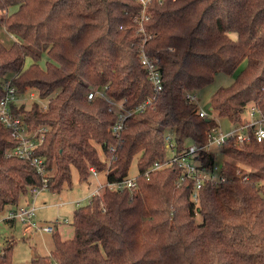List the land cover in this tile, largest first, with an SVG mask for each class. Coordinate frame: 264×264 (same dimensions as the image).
Instances as JSON below:
<instances>
[{
	"label": "trees",
	"instance_id": "16d2710c",
	"mask_svg": "<svg viewBox=\"0 0 264 264\" xmlns=\"http://www.w3.org/2000/svg\"><path fill=\"white\" fill-rule=\"evenodd\" d=\"M142 11L137 0H0V35L4 26L17 37L9 47L0 38V100L6 81L50 97L45 109L13 105L30 131L46 129L35 152L45 159L46 182L31 160L8 156L19 139L0 121V212L34 190L60 193L72 184V167L81 182L91 167L105 170L99 145L116 156L110 182L128 177L138 158L137 190L107 187L92 196L73 212V237L56 235L54 250L34 255L32 264H264V141L228 139L221 149L231 160L227 179L204 182L198 205L193 182L179 183L178 165L146 176L166 161L168 133L177 151L208 142L215 119L201 116L185 93L217 73L235 74L212 94L218 117L240 123L250 105L264 116V0H149L144 18ZM142 52L157 63L161 90L142 66ZM95 87L105 96L89 99ZM107 98L129 108L151 102L117 136ZM215 160L205 153L202 164ZM12 263L8 243L0 264Z\"/></svg>",
	"mask_w": 264,
	"mask_h": 264
},
{
	"label": "built area",
	"instance_id": "2783aa9c",
	"mask_svg": "<svg viewBox=\"0 0 264 264\" xmlns=\"http://www.w3.org/2000/svg\"><path fill=\"white\" fill-rule=\"evenodd\" d=\"M143 4L142 18H144V12L149 0H137ZM142 29V28H141ZM141 63L142 66L147 70L151 82L154 84L157 90L162 89L161 84V75L158 69L157 63L149 58L144 52L141 53ZM5 95L0 100V121L9 129H11L13 135L19 139V143L12 149L8 150V156H17L19 158L31 160V162L36 166L38 172L44 176V182L47 181L46 176L48 172L45 167L44 157H38L35 152L38 147V144L44 139L43 132L46 131L45 128L42 129L40 135V141L37 142L32 137H27L25 134L30 131L28 124L24 117L15 114L13 111V105L16 104V99L18 96V91L9 81L5 82L4 85ZM104 94V93H103ZM95 94L94 91H91L88 95L89 99H93ZM102 95V94H101ZM33 96V94H32ZM105 96V95H102ZM185 96L191 100L196 101L197 96L195 92H186ZM151 102L148 99L145 103L137 106L136 108H129L125 105L123 101H118L113 98H107V103L109 110L113 113H116L118 120L116 124L112 127V132L119 136L121 130L123 129L124 123L128 117L137 116L140 114L145 105ZM201 116H209L208 112L199 109ZM234 127L231 130L224 132L215 133V131L210 136L206 144H196L192 143L186 146L181 151H177L176 144L174 142V137L172 134L168 133L165 137L167 142V149L169 150L168 157L166 161L162 163H155L147 172L146 176L150 172L163 169L172 165H178L182 168V175L179 179V183L186 180H190L194 184V191L192 194L193 201L198 203V193L204 182H210L212 184H218L226 181V173L228 168V157L222 155L221 149L225 142L233 138L236 141H250L251 138H255L257 141H264V116L261 111L254 105L248 106L245 116L240 123H233ZM36 135L38 132L35 133ZM32 135V134H31ZM39 135V134H38ZM216 149V151L214 150ZM112 151H115V148H111ZM205 153H215L216 160L214 163L204 166L202 164V159ZM220 156H222L220 158ZM116 159V156L113 155L106 162L107 168L103 171H99L95 167L90 168V174L94 177H98L100 173L105 174L103 182H100L98 189L92 193L91 197L94 195L101 194V190L109 188L110 190L122 191L126 188L130 189L132 192L137 190V175L134 177H126L124 180L110 182L107 180L108 169L110 164ZM39 191V190H34ZM35 208L26 209L25 207H17L16 210L10 212L7 217V220H13L16 216H21L26 218L25 222L31 221L34 216ZM62 222H68V220H59L56 219L54 222L45 223L42 226H38L36 223L33 225L48 234H55L57 232L58 224Z\"/></svg>",
	"mask_w": 264,
	"mask_h": 264
},
{
	"label": "rangeland",
	"instance_id": "374dc122",
	"mask_svg": "<svg viewBox=\"0 0 264 264\" xmlns=\"http://www.w3.org/2000/svg\"><path fill=\"white\" fill-rule=\"evenodd\" d=\"M16 8L13 7L9 10V12L15 11ZM2 43L9 47L17 40V37L12 35L10 32L5 29L4 26L1 27V35H0ZM48 59L47 55H44L42 60L40 61V65L45 67V62ZM31 63L33 60L29 58L27 60ZM245 66V62L241 64L238 70H241ZM234 75H228L223 72H219L215 75L214 81L202 89L196 91V103L199 109L208 112L210 117H213L216 122L215 133L219 134V132L226 133L234 127V124L228 120L227 118H220L217 116L216 112L212 109L211 106V97L212 94L220 87L230 85L235 79ZM18 91V96L16 99L15 106L17 108H24L25 110H29L32 108L34 103H38L42 109H45L48 106L49 98H41L38 89L29 88L26 91ZM95 94L104 95V89L102 87H95ZM33 94V96H32ZM45 128V127H44ZM43 129V128H42ZM37 135L36 131H28L25 135L27 137H32L37 142L40 141L41 131ZM32 134V135H31ZM171 134V133H170ZM40 144H38L39 146ZM100 157L103 160H108L109 157L105 156L99 145H96ZM216 151V149H214ZM223 155V154H222ZM222 156H220L221 158ZM227 161H231L228 157ZM138 158L135 157L133 163L129 170V177H134L138 174ZM240 165V164H239ZM249 169V168H247ZM105 178L104 173H100L98 177H94L90 174V177L87 181H80L77 169L72 167V184H65L63 190L60 193L53 194L51 191L47 189H40L35 192L31 197L26 196L28 198L29 203L25 202V205H21V207H25L26 209L35 208L34 218L32 219L38 224L41 222L42 225L48 222H54L58 218L59 220H68V222H62L58 224V231L62 238H72L73 236V212L74 209L79 205L87 204L90 201L91 195L90 193L96 189L100 182H103ZM103 189L101 190L102 193ZM44 202H46L44 204ZM63 202L61 205L57 204ZM77 202H80L78 205ZM199 203V202H198ZM197 203V205H198ZM20 207V206H19ZM37 207V208H36ZM12 207L7 206L2 212H0V252L8 245L9 241H11L13 245V263L12 264H32L31 258L32 253L35 251L40 253V249L42 250L44 247H47L48 243L53 241L54 234H47L49 236L48 241L45 238L44 232L41 230L35 229L33 226H27V223L24 221L26 218H22L21 216H16L14 220V224L11 225L10 222H7V217L10 214ZM10 211V212H9ZM201 216L197 213L196 220L198 222L201 221ZM9 221V220H8ZM10 223V224H9ZM39 226H42L40 223ZM31 234V235H29Z\"/></svg>",
	"mask_w": 264,
	"mask_h": 264
},
{
	"label": "crops",
	"instance_id": "0c3cea01",
	"mask_svg": "<svg viewBox=\"0 0 264 264\" xmlns=\"http://www.w3.org/2000/svg\"><path fill=\"white\" fill-rule=\"evenodd\" d=\"M98 189V186L96 187V189H94L91 193H90V195H92V193L93 192H95L96 190ZM35 192H37V191H35ZM35 192H31V193H29L27 196H28V198H29V196H33L34 195V193ZM53 194H55V192H52ZM26 197V196H25ZM25 197H22L21 198V200L19 201V203L17 204V205H9L10 207H12V209L10 210V211H14V210H16L17 209V207H19V206H21V205H25V202H27V203H29V200H28V198H25ZM46 202H44V204H45ZM63 202H60V203H57V204H62ZM77 204L79 205L80 204V202H77ZM80 206V205H79ZM37 208V207H36ZM76 209V208H75ZM74 209V210H75ZM9 211V212H10ZM34 218V217H33ZM58 219V218H57ZM14 220L15 219H11V220H7V222H10L11 223V225H13L14 224ZM9 223V224H10ZM27 223V226H33L35 229H37L34 225H33V223H36L33 219H31V221H29V222H26ZM41 224L42 225V223L41 222H38V224ZM37 224V223H36ZM37 224V225H38ZM39 226V225H38ZM58 228V227H57ZM72 228H73V226H72ZM38 230V229H37ZM73 233H74V229H73ZM46 234V235H45ZM48 233H44V235H45V238H46V240L48 241V238H49V236L47 235ZM29 235H31V234H29ZM58 236L61 240H69V239H71V238H69V239H66V238H62L61 237V235L59 234V231H58V229H57V232L53 235V241H51V242H49L48 243V245H47V247H44L42 250L40 249V253H37L36 251L34 252V253H32V258H31V262H32V259H33V257H34V255H41V256H46V255H49L50 253H51V251L52 250H54V248H55V236ZM73 237V236H72ZM9 243H11V241H9Z\"/></svg>",
	"mask_w": 264,
	"mask_h": 264
}]
</instances>
